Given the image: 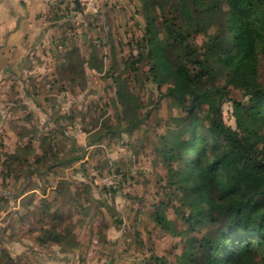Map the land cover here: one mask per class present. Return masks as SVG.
Listing matches in <instances>:
<instances>
[{"label":"rangeland","instance_id":"rangeland-1","mask_svg":"<svg viewBox=\"0 0 264 264\" xmlns=\"http://www.w3.org/2000/svg\"><path fill=\"white\" fill-rule=\"evenodd\" d=\"M69 2L56 20L76 17L49 53L12 63L0 54V264H209L200 240L217 225L187 220L198 199L179 173L193 154L176 142L196 117L206 131L213 114L207 99L193 113L151 72L147 18L165 38L164 12L146 0ZM217 34L213 25L188 41L210 59ZM258 74L264 84L263 54ZM212 79L201 83L226 81ZM245 100L228 86L224 124L236 128L234 105ZM252 256L264 264L260 247Z\"/></svg>","mask_w":264,"mask_h":264},{"label":"trees","instance_id":"trees-1","mask_svg":"<svg viewBox=\"0 0 264 264\" xmlns=\"http://www.w3.org/2000/svg\"><path fill=\"white\" fill-rule=\"evenodd\" d=\"M146 1L152 9L171 14L162 16L165 38L158 34L154 16L147 18L151 72L160 84L168 82V92L180 101L190 98L193 113L207 99L213 114L206 131L204 120L196 117L185 129L188 138L176 142L181 156L193 154L179 173L185 190L198 199L187 220L217 225L200 240L209 264H257L252 256L256 247L262 249L264 262V151L259 147L264 145V84L258 74L264 55V0H177L169 10V0ZM213 25L218 34L210 45L211 57L202 58L188 36ZM173 43L182 54L177 60L169 52ZM216 75L225 77L224 85H202L204 76ZM230 85L246 97L234 105L236 128L224 124L219 107Z\"/></svg>","mask_w":264,"mask_h":264},{"label":"crops","instance_id":"crops-1","mask_svg":"<svg viewBox=\"0 0 264 264\" xmlns=\"http://www.w3.org/2000/svg\"><path fill=\"white\" fill-rule=\"evenodd\" d=\"M60 6L72 5L69 0H0V54L5 53L10 63L18 55L30 56L50 52L52 35L68 30L64 21L75 19V11L66 18L56 20L55 11ZM57 31V32H56ZM16 54V55H15ZM2 57V56H0Z\"/></svg>","mask_w":264,"mask_h":264}]
</instances>
